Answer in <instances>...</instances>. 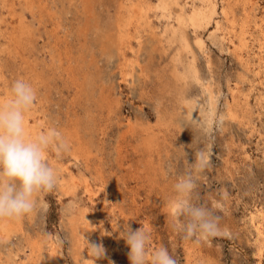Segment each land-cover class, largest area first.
I'll return each mask as SVG.
<instances>
[{
  "label": "rangeland",
  "instance_id": "obj_1",
  "mask_svg": "<svg viewBox=\"0 0 264 264\" xmlns=\"http://www.w3.org/2000/svg\"><path fill=\"white\" fill-rule=\"evenodd\" d=\"M167 1L169 17L153 9L158 0H49L73 74L48 76L35 103L50 127L77 134L91 156L74 157L73 140L59 157L49 150L58 184L36 194L34 212L8 218L0 264H92L86 240L105 248L95 264H130L127 224L149 227L150 247H166L179 264H264V0H217L218 14L197 31L176 16L198 0ZM131 4L151 5L148 21L126 26ZM179 27L184 41L172 34ZM45 40L35 53L49 64ZM16 70L9 65L7 77L17 79ZM213 117L223 118L220 127ZM204 146L211 163L196 174L193 200L219 205L229 235L198 241L172 227L169 201ZM71 178L81 185L66 193ZM84 217L91 225L83 235L75 226Z\"/></svg>",
  "mask_w": 264,
  "mask_h": 264
},
{
  "label": "clouds",
  "instance_id": "obj_2",
  "mask_svg": "<svg viewBox=\"0 0 264 264\" xmlns=\"http://www.w3.org/2000/svg\"><path fill=\"white\" fill-rule=\"evenodd\" d=\"M36 100L35 87L24 78L12 81L7 94L0 97V220L34 212L36 194L52 191L59 180V169L50 161L49 150L54 149L59 157L71 148L68 137L54 127L40 131L28 128L26 115ZM210 123L220 127L223 118L213 117ZM210 163V146L195 148L194 161L188 162V169L173 185V196L169 201L171 223L185 239L199 241L229 235V230L221 224V216L216 214L219 205L211 208L193 200L196 174ZM223 196L226 198L227 193ZM123 233L122 238L130 248V264H179L166 247H150L152 231L149 227L141 224L133 230L127 224ZM86 241L88 259L95 264L97 258L105 256V248L102 244ZM109 264L113 262L109 261Z\"/></svg>",
  "mask_w": 264,
  "mask_h": 264
},
{
  "label": "bare ground",
  "instance_id": "obj_3",
  "mask_svg": "<svg viewBox=\"0 0 264 264\" xmlns=\"http://www.w3.org/2000/svg\"><path fill=\"white\" fill-rule=\"evenodd\" d=\"M88 1L84 0L85 3ZM198 2L200 3L199 6L191 7L188 14H185L184 8L178 6L180 8L176 21L179 26L187 22L196 31L198 29L204 30L213 21L218 14L217 0H198ZM170 6L171 4L167 0H158L157 5L153 6V9L161 11L164 17H169L171 15ZM127 7L129 12L127 13L126 26L134 22L138 24L141 20L148 21L147 14L152 7L151 5L131 4ZM222 12L227 16L223 7ZM55 20V13L51 10L49 0H0V97L7 94L11 82L16 79L13 74L10 78L7 77L6 70L9 65L18 69L16 70L17 78L28 80L37 92L39 88L42 89L48 85V79L51 80L48 76L51 74L58 75L64 81H67V77L73 74L72 68L67 66L70 54L67 52V36L60 34L59 25ZM230 22L231 26H234L233 21L231 20ZM215 29L216 31L219 29V24L216 23ZM41 30L46 39L44 47L50 59L49 64L39 61L35 53V45L39 39H43ZM178 31H180V27L177 30H173L172 34L174 37L178 36ZM178 37H181L182 41L185 40L182 36ZM195 41L200 46L203 44L202 40L197 36ZM46 112L42 102L35 103L26 115L28 128L33 131L52 128L46 123ZM66 136H68L70 143L71 140H73L72 143H76V146L73 147L74 157L91 156L90 150L85 148L77 134L68 131ZM85 183L86 191L89 192L88 182ZM80 185L81 183L71 178L63 180L62 189L66 193H74ZM90 221L89 217H84V220L78 226H75V229L77 227L80 229V233L84 235L90 230ZM10 222L11 220L8 218L0 220V230L3 231L9 227ZM45 264L54 263L49 261Z\"/></svg>",
  "mask_w": 264,
  "mask_h": 264
}]
</instances>
